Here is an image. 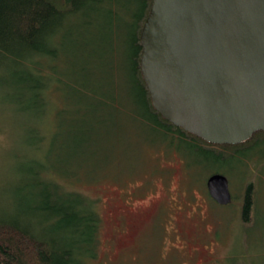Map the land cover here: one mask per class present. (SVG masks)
Listing matches in <instances>:
<instances>
[{"label":"trees","instance_id":"1","mask_svg":"<svg viewBox=\"0 0 264 264\" xmlns=\"http://www.w3.org/2000/svg\"><path fill=\"white\" fill-rule=\"evenodd\" d=\"M150 2L0 0V104L28 121L15 203L0 213V264H91L101 218L96 200L73 187L81 171L87 183L121 179L149 171L153 156L177 157L185 187L203 191L206 176L235 162L245 140L206 141L152 105L139 67ZM253 193L249 182L243 221Z\"/></svg>","mask_w":264,"mask_h":264},{"label":"rangeland","instance_id":"2","mask_svg":"<svg viewBox=\"0 0 264 264\" xmlns=\"http://www.w3.org/2000/svg\"><path fill=\"white\" fill-rule=\"evenodd\" d=\"M60 101L66 105L64 98ZM125 104L131 107L129 99ZM50 122L48 128L55 129ZM25 123L16 105L0 104V213L15 203ZM235 149V162L218 171L228 180L232 199L227 204L208 195L206 178L203 191L199 184L188 190L177 157L153 156L147 167L155 171L121 179L87 183L81 171L73 187L96 200L101 218L91 264H264V132L255 131ZM249 182L253 210L250 220L243 221L241 205Z\"/></svg>","mask_w":264,"mask_h":264},{"label":"water","instance_id":"3","mask_svg":"<svg viewBox=\"0 0 264 264\" xmlns=\"http://www.w3.org/2000/svg\"><path fill=\"white\" fill-rule=\"evenodd\" d=\"M139 67L154 108L213 143L264 132V0H151ZM208 195L231 201L212 172Z\"/></svg>","mask_w":264,"mask_h":264}]
</instances>
